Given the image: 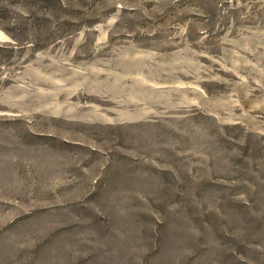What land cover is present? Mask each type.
<instances>
[{
    "label": "rangeland",
    "instance_id": "rangeland-1",
    "mask_svg": "<svg viewBox=\"0 0 264 264\" xmlns=\"http://www.w3.org/2000/svg\"><path fill=\"white\" fill-rule=\"evenodd\" d=\"M0 264H264V0H0Z\"/></svg>",
    "mask_w": 264,
    "mask_h": 264
}]
</instances>
